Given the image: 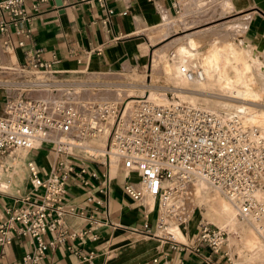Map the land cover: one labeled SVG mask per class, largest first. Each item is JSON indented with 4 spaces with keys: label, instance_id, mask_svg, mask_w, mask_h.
Returning <instances> with one entry per match:
<instances>
[{
    "label": "built area",
    "instance_id": "1",
    "mask_svg": "<svg viewBox=\"0 0 264 264\" xmlns=\"http://www.w3.org/2000/svg\"><path fill=\"white\" fill-rule=\"evenodd\" d=\"M107 0H97L108 16L114 11ZM49 0H0V35L6 52L14 46L23 48L22 59L16 65H1L7 73V83L0 91V162L11 151L40 149L50 146L55 163L45 177L33 161L28 159V179L33 192L40 193L35 202L23 207L7 208V217L0 218V245L9 244L14 236H26L32 246L22 259L24 264H38L46 250L65 239L96 233L87 227L68 231L64 217L76 213L66 204L67 182L71 174L83 177L88 160L104 156L101 162L108 167L111 157L117 158L125 173L124 191L134 200L156 201L157 217L154 227L145 222L134 232L155 236L168 243L171 249L201 254L203 249L219 254L227 245V232L204 219L197 223L194 243L176 239L169 228L189 221L193 214L190 203L193 188L205 182L219 191L245 220L264 222V197L257 192L264 189V140L257 129L244 122L237 113L228 116L199 104L166 98L157 102L139 97L132 109L124 114L121 105L101 103L70 95L74 87L60 77L55 63L57 56L44 57V49L33 41L31 20ZM179 9L178 4H174ZM264 53V52H261ZM189 78H202L198 67H181ZM65 80V81H64ZM64 85V86H63ZM110 125L108 145L103 154L85 148L91 140ZM94 149V147H92ZM74 162L79 164L76 169ZM7 166L0 163V175ZM135 173L137 180L130 179ZM100 189L107 194L111 184L109 171L102 175ZM27 196L25 200H29ZM90 200V198L88 199ZM99 204L102 200L98 201ZM83 214V210L78 211ZM93 224L92 216L88 218ZM181 230V229H180ZM47 233L53 236L45 239ZM230 262L227 251H223ZM83 256V259H89ZM207 264L209 256L204 253ZM168 264L157 256L150 264Z\"/></svg>",
    "mask_w": 264,
    "mask_h": 264
},
{
    "label": "crops",
    "instance_id": "2",
    "mask_svg": "<svg viewBox=\"0 0 264 264\" xmlns=\"http://www.w3.org/2000/svg\"><path fill=\"white\" fill-rule=\"evenodd\" d=\"M230 1L231 12L238 14L233 20L242 19L246 23L241 37L256 51L264 52V0ZM106 3L114 11L110 16L97 0H49L41 11L33 14V41L44 49L46 59L53 53L57 56L55 66L61 70L60 77L111 74L126 68L138 71L149 67V32L161 26L164 18L178 12L174 5L178 0H107ZM22 54L23 48L16 46L10 53L6 52L0 35L1 65H16ZM0 74L6 76L7 73L0 71ZM104 138L105 135L97 138L98 149H106L108 138ZM28 159H33L40 176L45 177L56 156L50 146H44L11 151L3 157L0 163L7 169L0 175V218L8 216L7 208L23 207L35 202L40 195L31 190L26 166ZM104 161L103 155L88 160L83 175L89 181L88 185L82 184L81 177L71 174L65 197L66 204L73 205L77 212L65 215L64 227L68 231L90 227L96 238L92 239L91 233L81 238H67L47 249L38 264H150L157 256H165L168 264H207L204 253L211 264H229L224 250L219 254L207 249L201 254L189 253L171 249L168 243L155 236L134 232V228H141L145 222L154 227L156 201L151 199L149 204L147 198L134 200L130 197L123 188L126 176L122 167L113 163L108 167L101 163ZM74 164L78 170L79 164ZM107 170L111 184L105 194L100 190L103 183L92 172L102 175ZM130 177L137 180L135 173ZM27 196H30L29 200H25ZM99 200H102L101 204ZM80 210L83 214L78 213ZM90 216L93 224H89ZM191 218L180 226V232L175 231L176 236L181 235L183 243L192 244L197 238L198 221H190ZM52 236L53 233H47L44 238ZM31 249L28 237L14 236L11 243L0 245V264H24L22 257ZM90 253L91 258H82Z\"/></svg>",
    "mask_w": 264,
    "mask_h": 264
},
{
    "label": "bare ground",
    "instance_id": "3",
    "mask_svg": "<svg viewBox=\"0 0 264 264\" xmlns=\"http://www.w3.org/2000/svg\"><path fill=\"white\" fill-rule=\"evenodd\" d=\"M235 24L243 26L245 22L238 19L235 20ZM186 41L187 43L184 44L178 37L175 41L166 44L167 47H176L178 53L177 60L172 58V63H169L165 68L166 72L173 77L174 86L171 90L183 101L193 104L202 102L206 108L220 112L225 116L232 113L239 114L246 124L257 126L259 135L264 137V63L258 59L253 49L243 44L242 41H240V45L231 42L222 47L210 48L198 61L195 57L196 51H192L195 50L194 40L190 37ZM165 48H160L155 52L154 63L164 54ZM197 64L201 66L202 78H189L181 71L183 66L194 67L193 65ZM138 85L141 89L145 88V84L141 81L137 84L128 83L126 86L129 88L138 87ZM215 88L221 92L209 91V89ZM162 95L164 94L161 93L160 97L152 99L162 102ZM149 98L151 97L149 96ZM135 101V99L128 101L127 107L125 105L124 108V114L132 109L133 105L130 108L129 105ZM97 102L113 105L117 103L107 100ZM108 127L110 125L105 127V130ZM105 130L101 135L105 134ZM85 148L97 155L103 154L105 151L98 147L93 149L88 144ZM111 163L117 164V158L112 156ZM196 189V201L200 206H203L204 215H207L217 226L225 229L228 234H233V237L229 236L230 241L237 238L245 248L251 250V255L244 258L242 262L249 263L261 258L264 255V242L260 238V232L258 233L255 228L256 225H260L259 222L245 219L239 221L233 205L219 191L205 182H198ZM263 194L264 190H259L256 195L261 198L264 197Z\"/></svg>",
    "mask_w": 264,
    "mask_h": 264
},
{
    "label": "rangeland",
    "instance_id": "4",
    "mask_svg": "<svg viewBox=\"0 0 264 264\" xmlns=\"http://www.w3.org/2000/svg\"><path fill=\"white\" fill-rule=\"evenodd\" d=\"M178 4L179 9L177 13H174L168 18H164L161 26L149 32V40L151 43L149 49V67L147 66V68H141V70L138 71L126 68V70H120L111 74L87 73L66 78L67 81L74 87V91L71 92L70 95L73 96L74 92H76L77 96L84 100L115 101L117 102L116 105L118 107L120 105L123 107L125 104L127 107L129 100H136L139 97L149 98L150 96V99L160 97L161 93L164 94L161 98L163 100L166 98H171V100H183L171 90L174 86L172 82L173 77L165 70L166 66L169 63H172V58L176 60L178 58L176 47H167L166 44L168 45L169 42H172L173 40L175 41L178 37L182 39V43L184 44L187 43L186 39L190 37L194 40L195 50H191L194 52L196 51L195 57L198 61H200L204 54L212 47H222L231 42H234L236 45H240V41H242L243 44L252 48L257 54L258 59L264 63V53L256 51L253 46L248 44L241 37L242 30L244 29L243 26H245L246 23L243 26L235 24V20L233 19L236 18L238 14L231 12L232 3L230 0H178ZM160 48H165V52L159 60L154 63L153 58L155 52ZM193 66L198 68L201 67L200 64ZM1 75L2 74H0V91L4 89L3 85L7 83L5 77ZM140 81L145 84V88L141 89L139 85L138 87L134 86L129 88L126 86L128 83L137 84ZM209 91L217 93L221 92L218 88L209 89ZM72 98L76 97L73 96ZM132 103L134 102H131L129 108L133 105ZM197 104L203 107L205 106L202 102H198ZM257 108H259V105H257ZM252 126L257 129V133L259 134L257 126ZM109 128L110 127L105 130L104 140L107 137ZM100 137L101 134H99L97 138ZM97 138L91 140L88 145L94 148L97 147ZM262 138L264 140V137ZM130 179H132V177H130ZM196 188L197 185L193 188V200L190 203V207L194 209L190 221L196 220L197 222L200 219H204L212 225L217 226L207 215H204L203 206H200L197 203ZM148 200V203L150 204L151 199ZM237 218L239 221L244 220L238 216ZM259 224L260 225H256L255 228H257L258 233L260 232V238L264 242V222ZM169 230L174 234H176L175 231L177 230L179 232L181 231L178 227H171ZM180 236L181 235H175V237H177L176 239L179 241L183 240ZM229 236L233 237V234L227 233V245L222 248L229 254V264H264V255L261 258L252 260L249 263L242 262L244 258L251 255V250L249 248H245L237 238L230 241L231 239L229 240Z\"/></svg>",
    "mask_w": 264,
    "mask_h": 264
}]
</instances>
